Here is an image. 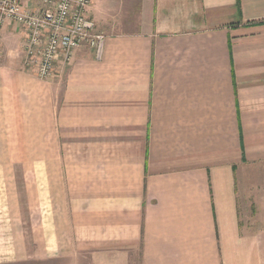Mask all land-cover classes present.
I'll return each mask as SVG.
<instances>
[{"label": "crops", "instance_id": "crops-1", "mask_svg": "<svg viewBox=\"0 0 264 264\" xmlns=\"http://www.w3.org/2000/svg\"><path fill=\"white\" fill-rule=\"evenodd\" d=\"M87 16L100 57L48 82L23 28L0 32V147L20 148L0 154V261L264 264V0Z\"/></svg>", "mask_w": 264, "mask_h": 264}, {"label": "built area", "instance_id": "built-area-1", "mask_svg": "<svg viewBox=\"0 0 264 264\" xmlns=\"http://www.w3.org/2000/svg\"><path fill=\"white\" fill-rule=\"evenodd\" d=\"M91 4L92 0H41L29 11L22 7V0H0V32L7 24L23 28L24 65L48 82L57 76V66L66 65L83 47L100 57L106 37L95 32L87 16Z\"/></svg>", "mask_w": 264, "mask_h": 264}, {"label": "rangeland", "instance_id": "rangeland-1", "mask_svg": "<svg viewBox=\"0 0 264 264\" xmlns=\"http://www.w3.org/2000/svg\"><path fill=\"white\" fill-rule=\"evenodd\" d=\"M20 148H7V147H0V154L7 155L8 153H11L13 151L18 152ZM2 165V164H0ZM11 167L7 165L6 169H10ZM138 252H135L134 257V264H138ZM0 264H88V261L84 258H80L75 261L67 260V259H61V260H55V261H38L36 259H22L17 261H0Z\"/></svg>", "mask_w": 264, "mask_h": 264}]
</instances>
